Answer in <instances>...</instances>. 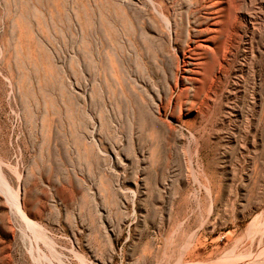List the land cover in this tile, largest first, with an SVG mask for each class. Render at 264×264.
I'll return each instance as SVG.
<instances>
[{
  "label": "rangeland",
  "instance_id": "obj_1",
  "mask_svg": "<svg viewBox=\"0 0 264 264\" xmlns=\"http://www.w3.org/2000/svg\"><path fill=\"white\" fill-rule=\"evenodd\" d=\"M0 175V264H264V0H0Z\"/></svg>",
  "mask_w": 264,
  "mask_h": 264
},
{
  "label": "bare ground",
  "instance_id": "obj_2",
  "mask_svg": "<svg viewBox=\"0 0 264 264\" xmlns=\"http://www.w3.org/2000/svg\"><path fill=\"white\" fill-rule=\"evenodd\" d=\"M0 187L4 190V191H6V189H7V186H6V182L4 181V179H3V177L0 175ZM8 194H9V192H8ZM12 194V193H11ZM10 197V196H9ZM11 199H13V198H11ZM12 201V200H11ZM12 205H14V208H15V210L17 211V213H19L18 215H22V212H21V210H20V206H19V203H18V201H17V198H15L14 197V200H13V204ZM256 259V258H255Z\"/></svg>",
  "mask_w": 264,
  "mask_h": 264
}]
</instances>
